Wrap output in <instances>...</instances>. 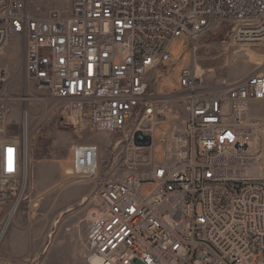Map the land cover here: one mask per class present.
I'll use <instances>...</instances> for the list:
<instances>
[{"label": "built area", "instance_id": "1", "mask_svg": "<svg viewBox=\"0 0 264 264\" xmlns=\"http://www.w3.org/2000/svg\"><path fill=\"white\" fill-rule=\"evenodd\" d=\"M216 22L233 24L236 43H264V0H69L67 12L42 15L30 0H0V57L16 36L25 79L20 94L11 92L0 64V205L18 204L27 188L26 140L9 127L13 103L44 101L61 122L123 132L154 156L144 171L101 175L97 145L71 147L73 183L95 187L87 264H264L256 146L264 116L251 112L264 103V65L223 88L205 87L190 65L177 91L156 90L172 40L193 45ZM0 264L36 261L0 256Z\"/></svg>", "mask_w": 264, "mask_h": 264}, {"label": "rangeland", "instance_id": "2", "mask_svg": "<svg viewBox=\"0 0 264 264\" xmlns=\"http://www.w3.org/2000/svg\"><path fill=\"white\" fill-rule=\"evenodd\" d=\"M30 2L33 11L41 15L49 9L67 12L69 7V0ZM232 25L214 23L193 45L185 36L174 38L162 68L154 74L157 92L177 91L181 69L186 66L195 67L205 87L223 88L264 65V43L232 41ZM19 44L18 38L11 36L0 57L10 77L9 90L15 94H20L25 85ZM251 112L264 116V103L252 105ZM11 122L10 129L25 136L29 165L27 188L8 222L13 201L0 205V254L4 249L23 252V257H35L36 264H64L67 260L87 264L83 258L84 237L95 187L73 183L69 174L71 147L77 143L97 145L101 175L132 165L146 170L154 159L151 147L125 139L123 132L88 130L63 123L56 110L44 101L15 100ZM154 137L157 140V131ZM256 146L264 165V134ZM159 147L155 145V151Z\"/></svg>", "mask_w": 264, "mask_h": 264}, {"label": "bare ground", "instance_id": "3", "mask_svg": "<svg viewBox=\"0 0 264 264\" xmlns=\"http://www.w3.org/2000/svg\"><path fill=\"white\" fill-rule=\"evenodd\" d=\"M24 117H25V116H24ZM23 120H24V119H23ZM24 137H25V136H24ZM82 201H85V198H83ZM16 205H17V203L14 204V205L12 206L11 211L8 212V218H7L6 222H8L9 218H10V217L12 216V214L14 213V209H16ZM2 232H3V230L1 229V231H0V237H1V235H2ZM88 261H89L88 264H102L101 261H100L98 258H96V257H91Z\"/></svg>", "mask_w": 264, "mask_h": 264}, {"label": "crops", "instance_id": "4", "mask_svg": "<svg viewBox=\"0 0 264 264\" xmlns=\"http://www.w3.org/2000/svg\"><path fill=\"white\" fill-rule=\"evenodd\" d=\"M0 255L4 256V257H10V258H20V257H23L26 254H24L23 252L22 253H18V252H14V251H10V250L4 249Z\"/></svg>", "mask_w": 264, "mask_h": 264}, {"label": "water", "instance_id": "5", "mask_svg": "<svg viewBox=\"0 0 264 264\" xmlns=\"http://www.w3.org/2000/svg\"><path fill=\"white\" fill-rule=\"evenodd\" d=\"M149 142H150V141H149V139H148L147 142L145 143V145H149Z\"/></svg>", "mask_w": 264, "mask_h": 264}]
</instances>
